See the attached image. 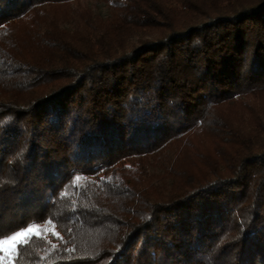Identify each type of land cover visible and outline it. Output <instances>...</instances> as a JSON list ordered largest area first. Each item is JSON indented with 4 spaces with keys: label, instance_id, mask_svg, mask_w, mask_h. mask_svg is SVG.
<instances>
[{
    "label": "trees",
    "instance_id": "obj_1",
    "mask_svg": "<svg viewBox=\"0 0 264 264\" xmlns=\"http://www.w3.org/2000/svg\"><path fill=\"white\" fill-rule=\"evenodd\" d=\"M99 1L0 0L15 264H264V0Z\"/></svg>",
    "mask_w": 264,
    "mask_h": 264
},
{
    "label": "snow or ice",
    "instance_id": "obj_2",
    "mask_svg": "<svg viewBox=\"0 0 264 264\" xmlns=\"http://www.w3.org/2000/svg\"><path fill=\"white\" fill-rule=\"evenodd\" d=\"M81 178L76 177V181ZM52 223L51 220L48 221ZM55 225L52 227L53 234L59 237V233L55 232ZM41 229L38 224L33 222L27 227H22L21 230L13 231L12 234L0 233V264H15L17 257L26 250L27 246L40 236ZM62 239V237H60ZM56 247L55 244L52 245Z\"/></svg>",
    "mask_w": 264,
    "mask_h": 264
},
{
    "label": "rangeland",
    "instance_id": "obj_3",
    "mask_svg": "<svg viewBox=\"0 0 264 264\" xmlns=\"http://www.w3.org/2000/svg\"><path fill=\"white\" fill-rule=\"evenodd\" d=\"M82 2L91 9V11L93 12V14L95 15H99L101 16L102 18H106L109 16L110 14V8L108 6L107 3H104L102 1H99V0H82ZM40 229H41V232L43 234L46 235V237L48 236H55L53 234V231L51 230L53 225H45V224H41L39 225ZM55 230V229H54ZM56 232V230H55Z\"/></svg>",
    "mask_w": 264,
    "mask_h": 264
}]
</instances>
